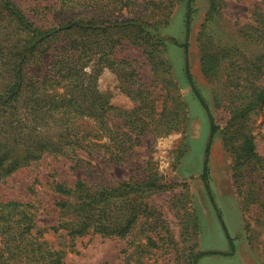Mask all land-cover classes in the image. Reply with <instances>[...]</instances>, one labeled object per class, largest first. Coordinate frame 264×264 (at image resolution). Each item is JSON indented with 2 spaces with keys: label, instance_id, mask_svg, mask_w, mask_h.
I'll use <instances>...</instances> for the list:
<instances>
[{
  "label": "rangeland",
  "instance_id": "obj_1",
  "mask_svg": "<svg viewBox=\"0 0 264 264\" xmlns=\"http://www.w3.org/2000/svg\"><path fill=\"white\" fill-rule=\"evenodd\" d=\"M13 1L22 10L37 7L41 12L55 0ZM135 1L138 7L132 11L139 13L122 10V18L142 14L154 25L149 30L165 44L162 56L169 70L157 74L142 49L127 39L116 47L113 58L131 63L138 83L154 100L148 131L120 163L80 154L84 163L75 166L44 156L4 178L0 202L29 204L35 223L32 234L60 252L66 264H192L199 253L204 255L196 264H264V107L232 120L245 102L240 92L253 83L252 63H264V0H195L188 39L187 0ZM205 57L218 60L215 76L202 73ZM186 61L218 126L214 135L208 114L186 80ZM123 67L104 68L97 86L113 107L131 111L135 103L124 91L131 77ZM262 70L258 84L264 88V66ZM246 137L252 140L253 157L242 151ZM206 158L210 195L201 178ZM149 179L158 189L138 193L134 203L151 208L163 223L143 213L125 237L92 230L71 233L78 221L77 202L57 193L56 184L114 187Z\"/></svg>",
  "mask_w": 264,
  "mask_h": 264
},
{
  "label": "trees",
  "instance_id": "obj_2",
  "mask_svg": "<svg viewBox=\"0 0 264 264\" xmlns=\"http://www.w3.org/2000/svg\"><path fill=\"white\" fill-rule=\"evenodd\" d=\"M194 2L186 3L187 39ZM136 7L135 0H55L38 12L37 7L22 10L13 0H0V183L44 156L63 158L75 166L84 163L80 154L120 163L148 131L155 116L154 100L138 83L131 63L113 58L116 47L127 39L142 49L157 74L169 70L162 56L166 46L149 30L154 25L148 24L142 14L122 18V10L138 14L132 11ZM183 48L187 53V42ZM217 63L216 58L205 57L202 73L215 76ZM263 64L262 59L252 63L253 83L240 92L245 102L235 109L233 121L264 107V88L258 84ZM122 66L131 77L124 90L135 103L131 111L113 107L97 86L104 68ZM185 75L208 114L210 134L214 135L218 126L195 88L187 61ZM242 151L254 156L250 138L244 139ZM86 166L90 167V163L86 162ZM208 172L206 158L201 178L210 195ZM156 189L154 179L145 184L119 183L114 187L55 185L57 193L77 202L78 221L72 234L83 235L92 230L109 237H125L139 215H154L146 205H136L133 197ZM155 219L163 223L159 217ZM33 230L34 214L29 204L0 202V264H66L62 254L38 241ZM226 235L233 247L232 239ZM203 255H194L192 264Z\"/></svg>",
  "mask_w": 264,
  "mask_h": 264
}]
</instances>
